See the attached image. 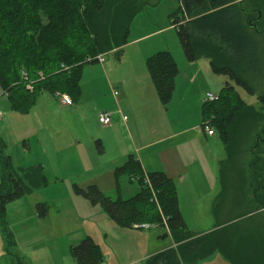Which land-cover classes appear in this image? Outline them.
I'll return each instance as SVG.
<instances>
[{"label":"trees","instance_id":"obj_1","mask_svg":"<svg viewBox=\"0 0 264 264\" xmlns=\"http://www.w3.org/2000/svg\"><path fill=\"white\" fill-rule=\"evenodd\" d=\"M247 1L180 0L171 23L190 62L199 55L208 57L215 74L229 76L236 85L254 94L244 77L260 62L254 38L264 34V29L257 25L264 14L262 9L256 8L246 12L257 14L256 17L245 15L240 6ZM136 13V0H0V87L7 94L12 111L28 114L45 93L53 96L57 92L66 93L73 103H78L82 97L84 67L98 63L99 55L128 44V26ZM62 65L72 68L66 72ZM147 68L161 104L168 107L180 73L178 64L170 52L162 51L147 59ZM24 73L34 82L33 92L26 89ZM259 101L262 112L255 113L235 86L228 83L218 100L204 101L202 128L206 124L213 127L228 145L233 158L231 143L237 125L247 121L246 128L256 120L264 121V95ZM263 141L264 138L258 139L253 152ZM260 162L262 158L255 155L250 164L257 185L254 211L264 209V171L258 167ZM0 168L3 175L0 227L7 233V206L47 187L49 181L41 166L15 169L3 147H0ZM145 176L150 179V187L144 182ZM122 177L139 185L138 193L127 200L119 197L114 201L95 186L74 189L93 206L101 207L116 226L124 229L148 223L159 224L166 232L163 217L167 218L169 236L175 247L151 256L145 264H184L186 261L196 264L214 253L232 264H264V238L260 233L241 231L239 224L194 237L180 211L176 184L166 174H146L140 162L129 156L116 170L118 187ZM71 254L76 264H103L105 260L102 248L91 237L71 247ZM18 263L24 264L19 260Z\"/></svg>","mask_w":264,"mask_h":264},{"label":"rangeland","instance_id":"obj_2","mask_svg":"<svg viewBox=\"0 0 264 264\" xmlns=\"http://www.w3.org/2000/svg\"><path fill=\"white\" fill-rule=\"evenodd\" d=\"M239 1L236 0V3ZM136 7L137 13L128 26V44L122 49H114L104 54L105 62L103 64H87L84 67L81 81L84 101L75 103L72 107L64 106L58 97L45 93L38 98L36 105L28 114L16 112V119L13 123L10 122V124L5 125V123L0 122V136L1 138L5 137L10 153L5 155H12L16 160L22 161L19 162L20 164H42L46 177L49 179V185L46 188L34 191L20 201L8 205L7 233L2 235L6 237L8 234L9 238L6 237L7 242H4L0 235V264H19L18 260L25 264H76V260L71 254V247L80 245L89 235H94L97 244H101L102 249L107 252L105 263L108 260V255L114 254L115 258L111 259L114 262L111 264H145L146 258L156 252L157 249L171 245L170 238L160 239L161 241L157 239L160 231L165 232L160 228L156 230H133L124 229L114 224L113 234L111 233L106 240L105 237L101 238L103 235L100 233L101 226H99V230H96V228L91 227L90 223L83 220V217L91 214L92 204L86 198L77 195L70 183V181L75 183L81 179L82 173L79 168L83 162H78L79 157H86L88 153L94 151L95 141L101 139L103 135L107 136L105 139H111L109 132L103 130L109 126H103L99 122V114L107 111L112 113L113 121L119 118L115 110L107 107L109 105L107 100L96 99L95 91L99 86V81L102 83L113 82L114 85L125 83L128 92L136 90L137 96H132L134 99L139 98L140 94L148 98L151 91L159 106L161 102L148 72L147 59L162 51H168L172 54L180 73L176 78L172 102L167 108L162 104V107L159 108H162L161 112L165 119L167 121L170 119L175 128L186 131V134L178 140L183 141V144L186 145L185 151L191 157V162L202 161L212 153V157L207 158L208 163H212V168L206 169L209 175L214 174L215 177H219L222 170L225 179L228 180L229 176L236 175L241 181H244L243 185L248 184L246 176H250V180L254 181V186L257 188L250 164L257 155L262 158L258 167L264 171V141L260 143L255 152L252 149L259 138H264V121L262 119L254 121L252 125L248 124L246 128L244 123L247 124V121L239 122L241 125H237L235 133L232 135L233 158L230 157L228 145L219 135L214 140L216 143L214 146L212 139L208 143L205 137L196 139L195 133L188 128L196 127L198 132L203 133L202 105L206 94L213 93L219 97L222 89L228 83L235 86L241 98L250 108L254 109L255 113L262 112L259 97L264 95V34H257L254 38L258 43L260 62L258 66H252L253 70L244 77L255 92L249 94L246 89L236 85L229 76L215 74L211 69L208 57L199 55L194 62L187 59L177 30L171 23L172 16L179 10L180 0H136ZM240 7L245 10V15L251 17H256L257 14L246 12L256 8L262 9L264 14V0H248ZM257 22L260 29H264V15ZM119 91V94H122L120 88ZM6 109L12 112L8 97L0 87V112L3 114L4 120L7 119L8 114ZM122 111L124 112L123 107ZM154 111L156 112V109L151 110L148 114V118L153 121ZM24 124L34 130L32 133L41 135L44 142L43 148H40L39 136L38 139L36 137L31 140L32 152L30 154L22 153L23 141L21 140L19 146L15 141L17 136L19 137L21 134ZM37 125H40L39 131ZM123 131L126 134L124 128ZM116 137L124 140L120 133H117ZM56 138H61L66 143L64 145L55 144ZM76 140L81 141V146L78 147ZM207 144L210 145L211 152L207 151ZM112 150L116 155L115 150L117 149L113 145L108 147V154L104 157L101 156V159L100 155H97L100 160L104 161L100 167L107 166L109 161L107 155L115 159ZM90 163L85 162L87 165ZM193 173L196 177L200 176L197 172ZM61 180H64L65 183ZM121 181L123 184L122 195L125 200L139 191L137 181L130 182L127 177H123ZM184 187V193L194 190V187H189L187 182ZM254 196L251 199L253 204ZM111 198L115 201L118 196L113 193ZM202 199V195L198 196L196 203H203ZM248 200L244 192L241 198H229L227 200L232 204L239 203V207L229 210L223 217L227 223L239 224V228L252 222L264 223L263 216L252 215L255 206L248 203ZM39 205L42 207L39 208ZM189 206H186L185 211L190 213L194 219H198L200 216L195 212V206L193 209ZM43 211L46 212V217L39 218V212L44 213ZM262 217L263 219H261ZM25 221V225L27 224L26 232L24 231L25 225L22 228ZM213 223L214 220L210 216L208 225ZM205 229L202 232L204 234L208 233L206 232L208 231L207 228ZM165 233L170 234L167 230ZM11 250L12 253L9 254L7 251ZM16 253L23 256L24 260H15L14 254ZM184 264L189 263L186 261ZM196 264L232 263L218 253H214L212 257L200 260Z\"/></svg>","mask_w":264,"mask_h":264},{"label":"crops","instance_id":"obj_3","mask_svg":"<svg viewBox=\"0 0 264 264\" xmlns=\"http://www.w3.org/2000/svg\"><path fill=\"white\" fill-rule=\"evenodd\" d=\"M81 87H82V97L79 100V102L83 100V86L81 85ZM119 88L121 89L122 94H119L120 93ZM114 90L118 92L117 95L114 94ZM149 94L150 97L148 98H145L144 96H142V94H140L139 98L134 99L132 96H137L136 90L134 92H128L127 85L125 83L114 85L113 82L102 83L101 81H99V86H97V89L95 91L96 99L102 98L105 101L107 100L109 102V105L107 107L111 110H115L116 114L119 115V118L113 121L111 126L109 127L106 126L108 128L105 129L103 128L104 131L109 132L111 136L110 140L105 139L107 138V136L103 135L101 139L95 141L96 147L94 148V151H91L90 154L88 153V156L86 157H79L78 162H83L81 163V167L79 168L82 175H81V179H79L77 182L73 183L70 181L71 185L73 186V189L75 187H79L80 189L86 190L89 187L95 186L99 188V190L102 193H104L106 196L110 198H111V194L115 193L117 194L118 198L121 197L122 199H124L122 195L123 184L121 181L123 177L119 179V187H118L116 170L122 167L127 162L129 156H134L140 162L146 174L161 172L166 174L170 179H172L175 182L178 191L180 211L186 221L189 230L193 233L194 237L204 236L206 234L218 231L224 228L225 226L233 225L227 223V221L223 217L229 212V210L239 207V203L236 202L235 204L234 203L232 204L227 200H229V198L232 199L241 198L242 193L244 192V194L247 197V200L250 199L248 200V203L252 205H256L255 203H256L257 193H256V186H254V181L250 180V176H246L248 184L243 185L244 181L243 180L241 181L238 177H236V175L229 176L228 180L225 179V176L221 174H219V177H215L214 174L209 175L207 170L212 168V163L211 164L208 163L207 158L212 157V153H210L209 156H206L207 158H204L202 161L196 160L191 162V157L186 153L187 151H185L186 145L183 144V141L178 140V138L186 134L185 133L186 131L178 130L177 128H175V125L170 121V119L168 120L169 121L168 122L161 112L162 108H159L162 107V105L161 104H159V106L157 105L155 96L151 91L149 92ZM74 105L75 103H73L71 107ZM122 107L124 108V112L122 111ZM9 109H6L8 112L7 119L4 120L2 118L0 120V122L5 123V125L10 124V122L13 123L16 119L15 115H17V113L13 111L10 112ZM155 109L156 112L154 111L155 114H153V118H154L153 121L152 119L148 118V114L151 112V110H155ZM124 117H127V120H125ZM39 126L40 125H37L38 131H39ZM123 128L125 129L126 134L124 133ZM188 129H191L195 133L196 139L205 137L207 143L210 139L214 141L216 137H218L217 135L214 137L209 136L207 135V133L203 131H202L203 133H200L198 132L196 127H192ZM33 131H34L33 129H30L24 124L21 134H19V137L17 136L16 138L15 142L17 146L21 144V140L23 141V147H21V149H22V153L24 154H30L32 152L31 140L35 139L36 137L38 139L40 136V140H39L41 144L40 148H43L44 146V142L42 140L41 135L38 136L37 133H32ZM117 133L122 134L124 140H121L119 137H116ZM76 141L78 143V147L81 146V141L79 140ZM54 143L58 145L60 144L64 145L66 141L62 140L61 138H56V141ZM112 145L117 149L115 150L116 155H114V151L112 150L113 151L112 154L115 159H112L111 156L107 155V157H109L107 166L100 167L103 165L102 163L104 162L103 160H100L101 156L104 157V155L108 154V147L110 148ZM212 145L214 146L216 145L215 141L212 143ZM0 147L4 148V154L9 153L8 150L9 147L6 144L5 137L1 138L0 136ZM209 147L210 145L207 144L206 147L207 151L211 152ZM97 155H100V159L98 158ZM9 157L12 159L13 166L17 170L28 169L37 166H41L44 170L42 164L39 165H28L26 163L20 164L19 162L22 161L16 160V158L13 157L12 155H9ZM85 162H91V163L87 165L85 164ZM193 172H197L198 174H200V176L196 177ZM2 177L3 175L0 168V185L2 183ZM61 182L65 183L64 180H61ZM186 182L187 185H189V187L190 186L194 187V190L192 192L191 191L188 192L190 195L188 193H184L185 191L184 186ZM77 195L83 197L80 194ZM135 195H132V197ZM201 195L203 198L202 199L203 203L201 202L196 203L197 197ZM252 196H254L255 198L253 201L254 204L251 202ZM224 198L226 199L224 200ZM21 199L17 201H20ZM189 200L192 201L190 202ZM189 205L191 206L192 209L195 206V210H196L195 212L200 216L198 219H194L190 213L185 211L186 206ZM91 207H93L91 210V214L86 217H83V220L90 223L91 227L96 228V230L97 229L99 230V226H101L100 233L104 235V236L102 235L101 238L105 237L106 240L111 233L113 234L114 223L110 220L106 212L101 207L93 206V205ZM254 210L255 207L253 209L252 215H258L256 217L259 216L264 217V209H260L257 211ZM43 212L44 213L41 212V214L39 212L38 215L39 218L46 217L47 215L46 212L45 211ZM7 214H8V206H7ZM202 216H204V218H202ZM210 216L214 220V223L208 225ZM263 217L261 219H263ZM25 223L26 221L22 224V228L23 225H25ZM263 224L264 223H260V222L258 223L252 222L241 226L240 230L241 231L248 230L251 233L254 232L256 234L260 233L261 234L260 237L264 238ZM205 228H207L208 231L206 232L208 233L204 234L202 232L206 230ZM24 229H25L24 231L26 232L27 224L24 226ZM0 230H1L0 235L2 241L7 242L6 237L3 236L4 232L1 227ZM163 234H165V232L160 231V235L157 238L159 241H161L159 237L162 236ZM89 237H91L97 243V240L95 239L94 235L92 236L89 235ZM169 238L171 239V245H167L166 247H161L160 249H157V251L152 253L149 257H147L146 260L155 254H158L170 248H174L175 244L170 236L167 239ZM99 245L100 247L102 246L101 244ZM102 251L104 255L107 256V252H105L104 249H102ZM7 252L11 254L12 250ZM14 255H15L14 256L15 260L18 259L24 260V257L19 256L18 253ZM114 258L115 257L113 253L109 254L108 260L106 263L104 260V264H111V262H114L111 259ZM112 264H116V263H112Z\"/></svg>","mask_w":264,"mask_h":264},{"label":"built area","instance_id":"obj_4","mask_svg":"<svg viewBox=\"0 0 264 264\" xmlns=\"http://www.w3.org/2000/svg\"><path fill=\"white\" fill-rule=\"evenodd\" d=\"M96 60H97L98 63L103 64L105 62V55L104 54L103 55H99L96 58ZM61 68H62V70L66 71V72H69L72 67H69V66H66V65H62ZM39 76H40V80H42L43 79V75L40 74ZM24 80L26 81V89L29 90L30 92H33V90H34V82L33 81H29L28 77L26 76L25 73H24ZM114 94L117 95L118 92L116 90H114ZM55 96L59 98V101H60L61 104L65 105V106L73 105V100H72V98H71V96L69 94L57 92ZM216 100H218V96L214 95L213 93H208L206 95V98H205L206 102H214ZM2 118H3V114L0 112V120ZM124 119L127 120V117H124ZM99 121H100V123L103 126L112 125V123H113L112 113L107 112V111L100 113ZM203 132L207 133V135L212 136V137L217 135L215 129L213 127H211L210 125H208V124H206L204 126ZM144 182L149 187L151 186L150 179H149L148 176H145ZM153 199L155 200V202H157L156 201L157 200L156 199V194L154 192H153ZM163 224L165 226V229L167 231H169L166 217H163ZM159 228H160L159 224H148V223H145V224L134 225V229H137V230H153V229L156 230V229H159Z\"/></svg>","mask_w":264,"mask_h":264},{"label":"water","instance_id":"obj_5","mask_svg":"<svg viewBox=\"0 0 264 264\" xmlns=\"http://www.w3.org/2000/svg\"><path fill=\"white\" fill-rule=\"evenodd\" d=\"M168 237H169V234H168V233H165V234H163L162 236H160L159 239H161V240H165V239H167Z\"/></svg>","mask_w":264,"mask_h":264}]
</instances>
